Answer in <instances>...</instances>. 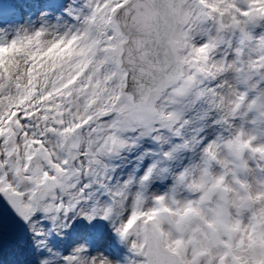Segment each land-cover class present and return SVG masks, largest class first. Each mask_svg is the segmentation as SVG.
Wrapping results in <instances>:
<instances>
[{
	"label": "snow or ice",
	"instance_id": "6c2138e0",
	"mask_svg": "<svg viewBox=\"0 0 264 264\" xmlns=\"http://www.w3.org/2000/svg\"><path fill=\"white\" fill-rule=\"evenodd\" d=\"M0 264H264V0H0Z\"/></svg>",
	"mask_w": 264,
	"mask_h": 264
}]
</instances>
